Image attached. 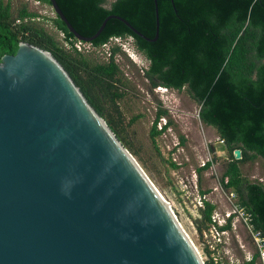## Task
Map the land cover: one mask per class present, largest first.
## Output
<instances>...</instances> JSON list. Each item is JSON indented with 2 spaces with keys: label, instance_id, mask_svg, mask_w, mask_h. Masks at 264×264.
Listing matches in <instances>:
<instances>
[{
  "label": "water",
  "instance_id": "1",
  "mask_svg": "<svg viewBox=\"0 0 264 264\" xmlns=\"http://www.w3.org/2000/svg\"><path fill=\"white\" fill-rule=\"evenodd\" d=\"M50 6L77 41L80 36ZM235 160L241 158L234 151ZM0 264H204L133 156L53 56L0 58Z\"/></svg>",
  "mask_w": 264,
  "mask_h": 264
},
{
  "label": "trees",
  "instance_id": "2",
  "mask_svg": "<svg viewBox=\"0 0 264 264\" xmlns=\"http://www.w3.org/2000/svg\"><path fill=\"white\" fill-rule=\"evenodd\" d=\"M37 1L50 6L49 0ZM55 1L80 36L94 35L110 15L122 18L147 39L155 36L154 0H115L109 7L104 6L106 0ZM156 4V41H146L122 22L109 19L100 35L86 44L100 48L112 39L130 38L148 62L143 76L152 89L179 92L185 88L199 105L200 121L215 129L227 150L229 161L222 186L232 190L254 229L264 236V185L249 181L239 170V164L264 159V0H156ZM11 9L9 0H0V58L15 54L20 42L50 53L118 141L136 157L118 107L126 87L115 62L120 47H111L106 61H91L76 49L77 40L58 17L51 22L67 49L37 23V13L25 5L16 13ZM165 116V110L156 114L152 142L171 124L168 121L163 129H157L159 119ZM134 121L132 118L127 126ZM236 150L240 151L239 160L233 156ZM209 166L205 163L198 174ZM214 209L213 204L203 202L202 226L211 222ZM228 229L229 225L219 228ZM255 260L256 255L241 264H254Z\"/></svg>",
  "mask_w": 264,
  "mask_h": 264
},
{
  "label": "rangeland",
  "instance_id": "3",
  "mask_svg": "<svg viewBox=\"0 0 264 264\" xmlns=\"http://www.w3.org/2000/svg\"><path fill=\"white\" fill-rule=\"evenodd\" d=\"M6 1L2 0L3 3ZM9 1L13 13L23 5L37 13V23L67 49L62 35L51 22L55 16L51 15L50 6L37 3L36 0ZM75 45L91 61H106L111 47H120L121 53L115 56V62L126 87L118 107L124 117L125 136L137 153L133 158L169 205L203 263L239 264L244 261L248 252H253L244 227L238 226L236 231L230 229L220 234L219 242H214L213 236H210L215 230L211 222L206 227L202 226L200 210L203 209L204 201L213 204L214 211L222 215L234 207L237 198H232V190L222 186V175L229 161L227 150L215 129L200 121L199 105L190 98L185 88L179 92L152 89L143 76V70L148 65L144 56L135 50V64L123 52L125 47L134 48L130 38L118 41L112 39L100 48L78 41ZM159 110H165L166 116L159 119L157 129H163L168 121L171 124L152 142L150 132ZM132 118L135 121L127 126ZM233 156L235 159L234 152ZM205 163L210 166L198 174V169ZM239 170L249 181L264 185V159L239 164ZM202 191L207 192L202 195ZM254 264H258V261L255 260Z\"/></svg>",
  "mask_w": 264,
  "mask_h": 264
},
{
  "label": "built area",
  "instance_id": "4",
  "mask_svg": "<svg viewBox=\"0 0 264 264\" xmlns=\"http://www.w3.org/2000/svg\"><path fill=\"white\" fill-rule=\"evenodd\" d=\"M37 3L40 2L37 1ZM51 15L55 16L52 8H51ZM114 40L118 41L117 38H115ZM106 45L107 44H105L104 46ZM75 47L78 51H80L79 46L75 45ZM231 197L232 198L236 197L233 192L231 194ZM211 224L215 229L214 233L213 234L211 233L210 235L213 236L214 242L220 241V237H221L220 234H225L226 232L230 231V229L236 231L238 226L244 227V230L246 231L250 240L249 243L250 247L253 250V252H248V255L244 259V261H250L256 255V261H258V264H264V236L259 231L254 229L253 225L251 224L250 215L245 211V209L242 206H240L237 203V200L234 207L226 211V213L222 215H220V213L216 211H213L211 214ZM227 225H229L228 230H219V228L225 227Z\"/></svg>",
  "mask_w": 264,
  "mask_h": 264
},
{
  "label": "clouds",
  "instance_id": "5",
  "mask_svg": "<svg viewBox=\"0 0 264 264\" xmlns=\"http://www.w3.org/2000/svg\"><path fill=\"white\" fill-rule=\"evenodd\" d=\"M135 48V47H134ZM133 47H128V48H124L123 50V52H125L127 55H128V57L136 64V61L134 60V56H135V54L137 53L136 51V49H134ZM129 49V50H128ZM136 50V51H135ZM146 60V59H145ZM147 61V60H146ZM156 89H163V90H171V89H168V88H165V87H156ZM159 90H157V92L159 91ZM174 91V90H173ZM167 124V123H166ZM166 124H164V126L166 125ZM226 227V226H225Z\"/></svg>",
  "mask_w": 264,
  "mask_h": 264
},
{
  "label": "bare ground",
  "instance_id": "6",
  "mask_svg": "<svg viewBox=\"0 0 264 264\" xmlns=\"http://www.w3.org/2000/svg\"><path fill=\"white\" fill-rule=\"evenodd\" d=\"M155 188V187H154ZM156 189V188H155ZM157 191V190H156ZM157 193H158V195H159V197L161 198V200L169 207V205L166 203V201L163 199V197L160 195V193L157 191ZM169 209H170V207H169ZM170 211H171V209H170ZM172 213V212H171ZM174 216V215H173ZM175 218V217H174ZM176 219V218H175ZM176 222H177V224L179 225V227L181 228V230L183 231V229H182V227L180 226V224L178 223V221H177V219H176ZM183 233L186 235V233L183 231ZM187 236V235H186ZM187 238L189 239V237L187 236ZM189 241L191 242V240L189 239ZM192 243V242H191ZM193 245V244H192ZM193 247H194V245H193ZM195 248V247H194ZM195 250H196V248H195ZM196 252L198 253V251L196 250ZM198 255H199V253H198ZM199 257H200V255H199ZM200 259H201V257H200ZM201 261H202V259H201Z\"/></svg>",
  "mask_w": 264,
  "mask_h": 264
},
{
  "label": "flooded vegetation",
  "instance_id": "7",
  "mask_svg": "<svg viewBox=\"0 0 264 264\" xmlns=\"http://www.w3.org/2000/svg\"><path fill=\"white\" fill-rule=\"evenodd\" d=\"M114 1H115V0H111V1H107V0H106V1L104 2V6H105V7H109L110 4H111L112 2H114ZM41 4H43V3H41ZM50 7H51V6H50ZM58 7H59V6H58ZM59 9H60V8H59ZM60 11H61V10H60ZM54 14H55V13H54ZM55 16H56V15H55Z\"/></svg>",
  "mask_w": 264,
  "mask_h": 264
}]
</instances>
